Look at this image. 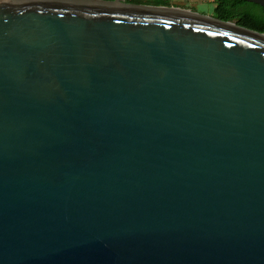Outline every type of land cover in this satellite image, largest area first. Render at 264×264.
Here are the masks:
<instances>
[{
  "label": "water",
  "instance_id": "water-1",
  "mask_svg": "<svg viewBox=\"0 0 264 264\" xmlns=\"http://www.w3.org/2000/svg\"><path fill=\"white\" fill-rule=\"evenodd\" d=\"M0 264H264V33L0 0Z\"/></svg>",
  "mask_w": 264,
  "mask_h": 264
},
{
  "label": "trees",
  "instance_id": "trees-1",
  "mask_svg": "<svg viewBox=\"0 0 264 264\" xmlns=\"http://www.w3.org/2000/svg\"><path fill=\"white\" fill-rule=\"evenodd\" d=\"M132 4L167 6V0H124ZM211 15L220 20L234 21L235 24L264 33V8L244 0H211Z\"/></svg>",
  "mask_w": 264,
  "mask_h": 264
},
{
  "label": "rangeland",
  "instance_id": "rangeland-1",
  "mask_svg": "<svg viewBox=\"0 0 264 264\" xmlns=\"http://www.w3.org/2000/svg\"><path fill=\"white\" fill-rule=\"evenodd\" d=\"M117 1L125 2L124 0H117ZM167 1H168V5L166 7H177L181 9H187L195 13L212 16L211 12H212L213 3L211 2V0H167ZM140 4H145V3H140ZM145 5H150V4H145Z\"/></svg>",
  "mask_w": 264,
  "mask_h": 264
}]
</instances>
